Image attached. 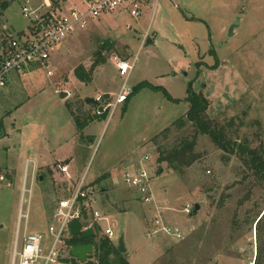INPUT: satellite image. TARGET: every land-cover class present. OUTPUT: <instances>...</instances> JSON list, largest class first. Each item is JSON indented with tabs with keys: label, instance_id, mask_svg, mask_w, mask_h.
I'll return each mask as SVG.
<instances>
[{
	"label": "rangeland",
	"instance_id": "rangeland-1",
	"mask_svg": "<svg viewBox=\"0 0 264 264\" xmlns=\"http://www.w3.org/2000/svg\"><path fill=\"white\" fill-rule=\"evenodd\" d=\"M42 2L11 0L0 19V43L7 34L18 38L19 32H28L31 23L21 9ZM141 12L137 19L126 12L114 13L110 21L103 18L69 36L52 54V77L36 69L22 83L21 92L20 88L11 94L0 90V167H4L0 169V264H11L17 228L21 242L25 226L27 233L44 235L41 256L47 254L51 243L47 229L57 198L70 197L81 180L97 195L93 209L107 218L94 223V234L105 237L104 230L112 227L110 241L117 247L122 238L129 264H253L260 246L264 247V232L259 237L253 226L250 231L244 223L247 212L264 211V189L242 159L226 158L200 136L195 149L199 160L176 173L159 163L158 156L183 130L152 141L186 114L189 106L184 99L191 84L195 93L208 99L209 117L233 126L230 131L238 141L245 140L250 148L264 143V0H147ZM105 43L109 47L103 49ZM116 60L134 63L130 88L148 82L177 103L167 100L162 91L145 88L118 105L111 116L110 112L96 116L95 104L81 102L116 95L122 82ZM76 68L86 74L85 81L76 79ZM61 90L69 91L65 102L72 110L82 108L84 117H91L82 129L77 130L61 101ZM66 139L68 146L50 153ZM65 152L71 153L67 161L55 163ZM144 156L148 160L142 165L150 175L155 204L169 223L186 232L181 241L145 235L155 217L154 207L123 183V175L136 170L127 169L129 161L137 164ZM27 160L35 162L33 180V164L25 174ZM64 163L68 174L62 179L59 171ZM24 178L31 194L24 195L22 205L28 218L19 220ZM196 204L197 212L183 213L184 207ZM92 222L89 214L82 220L83 226ZM190 226L195 231L188 232ZM59 254L60 264H82L67 247H60ZM96 255L88 256L85 264Z\"/></svg>",
	"mask_w": 264,
	"mask_h": 264
},
{
	"label": "built area",
	"instance_id": "built-area-1",
	"mask_svg": "<svg viewBox=\"0 0 264 264\" xmlns=\"http://www.w3.org/2000/svg\"><path fill=\"white\" fill-rule=\"evenodd\" d=\"M144 1L147 2V0H43L42 4L36 8L22 7V16L31 23L33 34L26 38H13L5 32L7 37L0 48V90L5 87L7 78L11 73L18 72L31 64L38 65L46 72L47 77H52V54L69 36L86 30L106 14L121 11L128 13L131 18L137 19L142 14L141 5ZM154 2L157 3L158 0H154ZM65 3L68 4V7L65 6ZM4 31H8L6 27ZM114 65L118 76L122 78V82L113 98H104L105 96L102 95L94 98L96 116H102L108 112L111 116L118 105L124 104L131 94L132 88L129 86V77L133 71L134 63L128 64L127 61L116 60ZM60 93L64 95L62 100L67 101L69 99V91L61 90ZM55 94L58 95L59 91L55 90ZM142 159L138 162L134 173L123 175V183L128 189L136 192L140 201L145 204H152L154 207L155 217L152 219L145 235L147 238L164 236L174 241H181L185 238L186 232L169 223L162 213L163 209L155 204V198L151 190V178L146 166L142 165V161L146 163L148 157L144 156ZM28 166L29 163L27 162L25 174ZM31 176L33 180L34 170H32ZM24 177L26 178V176ZM25 178L22 186L19 220H27L28 218V214L22 212L24 195L31 194V188L26 189L25 187ZM96 201V193L87 188L84 181L81 180L70 197L59 200L51 213V222L47 229L51 243L47 254L41 256L44 235L27 233L25 226L21 235V242H19L20 234L17 228L11 264H36L40 259L42 260L41 264H60L59 248L67 247V241L71 237L69 232L70 222L77 220L80 224V230L83 232L88 229L94 231V223L97 225L99 220H107V218L100 217V213L93 209ZM193 209L194 206L188 205L182 211L184 214L191 216ZM87 214L91 216L94 222L83 226L82 220ZM193 230L194 227L190 226L187 231L192 232ZM112 231V227H108L104 230L103 235L110 240L113 237ZM94 253H96V249L93 247V252L89 256ZM88 261L97 264V259L91 258Z\"/></svg>",
	"mask_w": 264,
	"mask_h": 264
},
{
	"label": "trees",
	"instance_id": "trees-1",
	"mask_svg": "<svg viewBox=\"0 0 264 264\" xmlns=\"http://www.w3.org/2000/svg\"><path fill=\"white\" fill-rule=\"evenodd\" d=\"M10 1L11 0H0V19L3 17L6 9L9 7ZM53 4L55 3L53 2ZM105 46L109 47V44L105 43L103 49H105ZM74 74L76 79L82 82L85 81L86 74L81 68H76ZM145 88L155 91H162L164 97L167 100L177 103V101L172 99L165 90L158 87H153L148 82H142L133 87L127 101L136 92H139ZM104 98L107 97L105 96ZM184 101L189 106L186 114L183 117L177 119L170 127L164 129L152 139V141L155 143L159 138L167 139V137L173 131L180 132L183 130L184 133L175 139V142L170 146V148L159 150L158 162L165 163L167 167L173 172L181 173L184 169L190 168L199 160L200 155L195 152L197 141L200 136L206 137L217 147L219 151H221L223 156L226 158L238 156L240 159H242L244 166L249 171H251L256 184L264 189V143L260 144V147L250 148L249 144H247L245 140L238 141L237 135L230 131V128L233 126L221 124L220 122L209 117L208 99L201 93H195L192 90L191 84H189L187 87V96ZM81 104L85 105L83 100ZM64 106L69 111L77 130L82 129L90 121L91 117L89 115L84 117L82 108L77 109L78 111L75 112L72 110L69 103L65 102ZM89 106L91 107V105ZM185 130L187 131L186 133L184 132ZM217 208L219 210L222 209L221 198L217 203ZM194 212L195 211L193 209L192 214ZM244 223L249 225L250 231L253 226L254 230L257 232V235L260 237L264 232L263 209H259L258 212L254 213V215L250 211L247 212ZM96 238V234H94V236L90 239H85L81 236H71L67 241L68 253L70 254V251L74 246L91 244L96 249L97 264H129L126 257L117 251V247L108 238ZM263 258L264 247L260 246L259 254L255 258L254 264H264ZM89 264L94 263L89 262Z\"/></svg>",
	"mask_w": 264,
	"mask_h": 264
},
{
	"label": "crops",
	"instance_id": "crops-1",
	"mask_svg": "<svg viewBox=\"0 0 264 264\" xmlns=\"http://www.w3.org/2000/svg\"><path fill=\"white\" fill-rule=\"evenodd\" d=\"M115 14H121V11H118L116 12ZM112 16V14H106V15H103L100 17V19L96 22H94L91 26L93 25H97L100 21H102L103 18H106L108 19V21H110V17ZM5 26V25H4ZM90 26V28H91ZM7 28V26H5ZM13 30V29H12ZM27 30L26 31H21L19 32V36L20 38H26L28 37L29 35H32L33 34V29L32 27H29L28 28V32ZM3 43V42H2ZM2 43H0V48H1V45ZM51 60H52V57H51ZM38 69V70H42L38 65H35V64H31V65H28V66H25L24 68H22L20 71L18 72H13L11 73L8 78H7V81H6V85L3 89H8V94H11L12 92H18L20 88V92L22 91V83L23 82H26L28 79H29V76L34 74L35 73V70ZM7 94V92H6ZM7 98V96L5 97ZM63 103L65 102L64 100H61ZM72 118V117H71ZM73 121V119H72ZM69 140L67 141L64 140V142L60 143L59 145H57V147L53 150H49L51 154H54L56 153L57 151H60L62 150L64 147L68 146L69 145ZM71 154V153H70ZM69 153H63L62 155L60 156H57V161H56V155H53V157L55 158L54 160L56 161L55 163L57 162H66L67 161V157L70 156ZM29 163V164H33L32 165V170H34V174L36 175V167H35V162L33 160H27L26 163ZM58 164V163H57ZM66 163L63 164L61 170L59 171L60 172V177L62 179H64L65 175L67 176V168H68V165H67V168H66ZM129 166L127 169L129 170H132V169H135L137 166H138V163H132L129 161V164L127 165ZM126 166V167H127ZM4 167H0L1 170H3ZM26 168V167H25ZM32 177V176H31ZM41 177V179H38L39 181L42 180V176H39V178ZM34 179V178H33ZM98 180V179H97ZM96 180V181H97ZM59 182V181H58ZM114 183L118 184V180L117 178H114ZM63 186V185H62ZM71 189V188H70ZM59 200H62V199H66V197H61V198H57ZM58 200V201H59ZM167 219V218H166ZM168 220V219H167ZM39 234V233H37Z\"/></svg>",
	"mask_w": 264,
	"mask_h": 264
},
{
	"label": "water",
	"instance_id": "water-1",
	"mask_svg": "<svg viewBox=\"0 0 264 264\" xmlns=\"http://www.w3.org/2000/svg\"><path fill=\"white\" fill-rule=\"evenodd\" d=\"M237 26V23H235L233 26L230 27L229 29V35H232L234 27ZM86 105H91L95 104L94 99L88 98L85 100ZM41 179V177L39 178ZM200 206L198 204L194 205V211L197 212L199 210ZM69 232L71 236H81L82 238L85 239H90L94 236V232L91 229L85 230L81 232L80 230V224L77 220H73L69 224ZM117 251L120 254H125L126 250L123 245V240L120 238L118 240L117 244ZM93 252V246L91 244H86V245H79V246H74L71 251H70V256L75 259L76 261L84 264L87 260V257L91 255Z\"/></svg>",
	"mask_w": 264,
	"mask_h": 264
},
{
	"label": "flooded vegetation",
	"instance_id": "flooded-vegetation-1",
	"mask_svg": "<svg viewBox=\"0 0 264 264\" xmlns=\"http://www.w3.org/2000/svg\"><path fill=\"white\" fill-rule=\"evenodd\" d=\"M262 214H263V213H262ZM262 214H261V215H262ZM195 229H196V228H194V230H193V231H195ZM257 255H258V253H257V254H255V258L257 257ZM254 261H255V260H254ZM253 263H254V262H253Z\"/></svg>",
	"mask_w": 264,
	"mask_h": 264
}]
</instances>
